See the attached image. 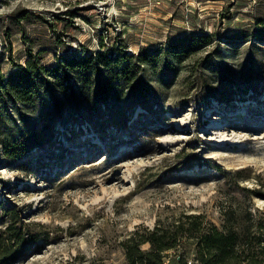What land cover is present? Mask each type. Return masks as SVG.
<instances>
[{
    "label": "rangeland",
    "instance_id": "374dc122",
    "mask_svg": "<svg viewBox=\"0 0 264 264\" xmlns=\"http://www.w3.org/2000/svg\"><path fill=\"white\" fill-rule=\"evenodd\" d=\"M97 54L116 64L0 97L2 264H126L136 230L264 214V0H0L3 79Z\"/></svg>",
    "mask_w": 264,
    "mask_h": 264
},
{
    "label": "trees",
    "instance_id": "16d2710c",
    "mask_svg": "<svg viewBox=\"0 0 264 264\" xmlns=\"http://www.w3.org/2000/svg\"><path fill=\"white\" fill-rule=\"evenodd\" d=\"M208 39V36L202 37L204 42ZM168 47L169 52L181 54L189 46L188 44L182 46V50H177L178 46ZM162 51L163 48L152 53H141L137 59L142 63L157 64ZM100 56L97 54L70 60L63 59L55 67L50 68L39 65L35 59H28L25 67L21 66L12 71L7 79L0 76V97L7 96L26 101L36 93V87L43 76H46V79H49L47 76H52L54 81L51 82L62 85L66 69L73 72L86 70L94 65L95 59L107 66L116 64V59ZM226 213L227 218L221 228L214 224L202 226L200 215H185L189 220H186L187 225L184 220L179 219L173 221L171 226L157 224L151 229L136 230L121 243L125 251L126 264H165L163 252L176 247L183 235H190L192 232L195 233L196 239L194 257L196 264H264V214L258 218L249 217L243 226L237 227V215L230 211ZM16 235L20 238L18 234ZM144 244H148L149 248H144ZM12 257L8 255L3 257L0 264L11 260ZM183 264H187V261L183 260Z\"/></svg>",
    "mask_w": 264,
    "mask_h": 264
}]
</instances>
